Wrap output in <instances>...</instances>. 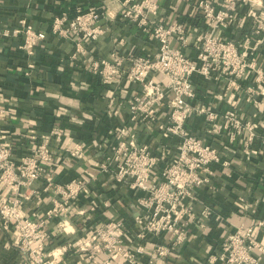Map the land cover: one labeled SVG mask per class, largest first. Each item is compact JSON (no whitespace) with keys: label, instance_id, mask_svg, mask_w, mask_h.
Wrapping results in <instances>:
<instances>
[{"label":"crops","instance_id":"crops-1","mask_svg":"<svg viewBox=\"0 0 264 264\" xmlns=\"http://www.w3.org/2000/svg\"><path fill=\"white\" fill-rule=\"evenodd\" d=\"M124 1L0 0V134L12 143L13 157L20 160L36 147L35 135L51 134L54 128L63 132L60 138L52 136L53 161L29 191L31 195L22 212L44 218L54 205L56 190L47 181L48 171L53 172L55 182L63 184L82 177L87 180L88 191L73 205L68 232L60 226L63 216L50 219L46 226L51 236L47 249L52 254L50 261L53 264H102L103 254L93 260L89 255L91 250L82 251L78 242L89 236L99 223L117 219L125 222V244L135 251L140 264H214L210 262V255L220 251L229 234L241 226L257 225L258 220L264 219V95L257 96V103L248 102L246 91L227 92L223 82L194 74L195 102H206L225 111L235 101L247 116L259 123V130L249 144L243 138L232 142L228 135L211 139L205 134V118L200 115L190 118V129L209 142L217 143L223 160L228 163L214 164L212 184L195 189L194 197L188 200L204 226L197 220L191 221L184 243L173 248L168 256L150 263L156 244L167 242L170 237L150 235L144 240L137 237L134 217L140 209L137 198L143 192L117 181L111 172L101 169V163L116 140L115 125L133 128L140 142L149 144L157 155L166 149L167 159L176 152L178 140L162 135L170 115L165 103L161 104L157 123H134L129 99L141 93L142 85L125 75L110 83L103 82L92 68L94 61L115 51L125 56L152 55L158 48L153 36L144 34L136 24L122 16ZM198 1L161 0L159 18L185 25L191 40L208 28L197 7ZM211 1L216 5L222 3V0ZM79 8H95L100 14L105 32L99 39H84L78 34L64 38L53 33L52 22L56 16L64 12L73 16ZM251 8L250 3L240 2L237 16L247 17L244 25L235 22L221 29V35L240 43L248 36L256 40L259 36L254 32ZM22 20L44 33V39L33 55L20 48L22 37L2 33L5 29L18 27ZM173 44L196 57L198 49L193 39L185 46L177 39ZM252 55L264 68V43L258 45ZM241 83L244 88L245 82ZM77 142L85 146L84 158L73 157L67 150ZM164 159L153 171L155 180L162 178V169L167 162ZM6 193V189L0 188V204ZM93 201L99 204L96 212H78L88 208ZM206 206L213 212L203 218L200 214ZM255 238L264 246V226L256 227ZM13 240L11 228L0 229V264H29ZM140 245L144 246V253L136 252ZM260 259L264 264V252ZM114 264L135 263L120 257Z\"/></svg>","mask_w":264,"mask_h":264},{"label":"built area","instance_id":"built-area-1","mask_svg":"<svg viewBox=\"0 0 264 264\" xmlns=\"http://www.w3.org/2000/svg\"><path fill=\"white\" fill-rule=\"evenodd\" d=\"M161 0H126L122 5V16L130 20L146 35L153 36L158 48L152 55L131 54L125 56L112 52L93 62L92 68L103 82L110 83L116 77L125 75L128 79L142 85L140 94L129 99L131 120L134 123L154 122L160 117L161 104L170 109L168 123L162 128L166 139L178 140L176 152L168 159L166 149L161 155L153 152L150 145L139 140L137 131L130 126L115 125L116 140L111 143L101 169L111 172L117 181L132 189L140 190L143 195L137 198L139 212L134 217L137 237L141 240L150 235L167 236L170 240L157 243L149 262L154 263L168 256L173 248L185 241L191 221L204 222L189 205L194 190L211 185L215 172L213 165L227 164L220 148L214 141H208L194 133L189 127L193 115L205 118V134L215 139L228 135L232 142L243 138L247 144L254 141L259 123L247 116L244 109L232 101L225 111L217 110L206 102H195L197 89L194 74L205 79L223 82L227 92L244 90L248 102H258L257 96L264 95V68L252 55L258 45L264 43V1L263 0H222L219 5L211 0H199L197 7L208 27L192 39L198 52L196 57L188 55L182 47L175 46L177 39L183 46L192 42L185 25L159 18ZM240 2L250 3V15L255 20L252 36L240 43L221 35L220 30L238 22L243 26L246 16H237ZM53 33L64 38L78 34L84 39H99L105 32L100 23V14L95 8H79L73 16L64 12L52 22ZM2 33L6 36L22 37L20 48L33 55L44 39V33L29 22ZM160 77H156V76ZM245 82V87L243 84ZM63 132L54 128L51 134L34 136L37 145L20 160L13 157V145L0 134V188L7 190L0 204V229H12L14 244L26 257L29 264H53L51 252L47 249L50 233L46 226L53 218L62 217L60 226L68 232L73 205L88 191L87 180L82 177L67 183L55 182L53 172H47V181L55 186L54 205L47 210L44 218L27 216L22 207L30 198V190L37 180L47 171L53 161L52 136L60 138ZM76 158H84L85 146L75 143L67 149ZM165 158V159H164ZM166 160L162 178L155 180L153 171L161 160ZM108 204L107 202L105 203ZM99 204L93 201L88 208H81L80 214L96 212ZM213 210L206 206L200 216L208 218ZM65 218V219H64ZM68 218V219H67ZM257 226H264V219L257 225L241 226L229 234L222 242L219 252L210 255V262L222 264H262L260 254L264 246L255 238ZM125 222L121 219L99 223L93 232L78 242L82 251H90L95 260L103 254L102 264H114L125 257L130 262L140 264L133 249L125 244ZM140 245L136 252L144 253Z\"/></svg>","mask_w":264,"mask_h":264}]
</instances>
